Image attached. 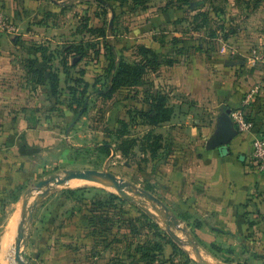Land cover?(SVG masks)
Returning a JSON list of instances; mask_svg holds the SVG:
<instances>
[{
	"label": "rangeland",
	"instance_id": "1",
	"mask_svg": "<svg viewBox=\"0 0 264 264\" xmlns=\"http://www.w3.org/2000/svg\"><path fill=\"white\" fill-rule=\"evenodd\" d=\"M0 17V252L18 215L6 255L14 257L23 217L25 264H264L258 239L216 244L217 233L204 229L185 201L190 182L174 175L190 162V147L206 144L189 140L190 124L177 109L186 96L177 87L214 58L264 53V0H0ZM140 47L157 55L158 66L137 80L133 71L109 95L112 60L142 64ZM157 93L172 116L152 127L142 113ZM68 171L110 173L132 192L123 198L104 181L79 179L83 184L36 188ZM137 190L176 219L174 237L164 223L170 218ZM112 194L127 203H108ZM115 212L118 218L106 222ZM148 241L162 251L153 254ZM147 252L154 259L141 257Z\"/></svg>",
	"mask_w": 264,
	"mask_h": 264
},
{
	"label": "crops",
	"instance_id": "2",
	"mask_svg": "<svg viewBox=\"0 0 264 264\" xmlns=\"http://www.w3.org/2000/svg\"><path fill=\"white\" fill-rule=\"evenodd\" d=\"M223 56L203 63L198 77H189L177 87L176 93L186 96V103L177 109L184 123L190 124L189 140L206 144L190 147V162L174 175L190 182L185 201L197 208L204 229L217 233L216 244L229 238L233 245L241 239H258L264 253V174L251 171L247 163L254 139L264 135V69L258 67L260 62L252 65L251 54L232 55V61ZM232 66L238 69L235 74ZM224 115L234 136L222 154L209 144Z\"/></svg>",
	"mask_w": 264,
	"mask_h": 264
},
{
	"label": "water",
	"instance_id": "3",
	"mask_svg": "<svg viewBox=\"0 0 264 264\" xmlns=\"http://www.w3.org/2000/svg\"><path fill=\"white\" fill-rule=\"evenodd\" d=\"M230 119L227 115H224L220 119V125L218 127L217 135L215 138L210 142L209 147L211 149L218 148L219 151L224 154L227 152V146L230 143L231 139L234 136V133L231 131L230 127ZM73 179H79L84 180L88 182H98V181H104L107 183L110 187L114 188L123 198H128L127 192H132V186L128 183H124L121 180H118L114 175L110 173H102L98 171H68L66 172L65 177H57V178H50L48 180L40 181L37 185V189H44L47 188L50 185H64L68 183L69 181ZM48 193L47 190L41 192L38 197L45 196ZM133 193L141 198L148 199L152 202V206L157 205L162 209L164 218L168 219L170 218V221L164 222L166 224V229L168 233L174 237V235L170 231V225L172 224L174 227L177 225V221L174 218H171L168 214V209L160 204V201L153 197L150 193L143 191V190H137L133 191ZM35 205H32L27 210V216L30 219L32 216V210L34 209ZM183 232H185V229H182ZM25 238V230L23 226V217L20 218L17 230H16V237L14 241V260L18 264H25L22 261V252H21V244Z\"/></svg>",
	"mask_w": 264,
	"mask_h": 264
},
{
	"label": "trees",
	"instance_id": "4",
	"mask_svg": "<svg viewBox=\"0 0 264 264\" xmlns=\"http://www.w3.org/2000/svg\"><path fill=\"white\" fill-rule=\"evenodd\" d=\"M79 51V54H82V49H77ZM140 55H142L145 58L144 63H140L136 66H131L128 65L124 62H120L118 65L115 64L114 60H112V65L111 68L113 70L116 69L115 74L113 75L111 82H112V88L109 92V95H111L112 91H114L116 88L122 86L123 84H125L127 78L131 75V73L133 71H135L136 73L134 74V78L139 79L141 77V75L143 73H145L146 71V67L152 65L154 68L158 66L157 62H158V58L157 55L150 49H147L145 47H140ZM148 56H150V58L148 59ZM112 57H114L112 55ZM147 58V59H146ZM37 74L39 76L42 77V73L39 71H36ZM167 99L164 95L157 93L156 95H152L151 99H150V109L149 112L147 113H142V116L144 117V119L147 121L148 125L155 127L161 124H164L166 122H168L172 116V110L166 105ZM28 122V126L33 127L34 124L32 123L31 120L27 119L26 120ZM156 141L161 140V137L158 136L156 137ZM67 196L70 199H73V197L75 196V191H68L67 192ZM110 201L108 203L113 204L114 206H117L118 203L120 204H125L127 203L126 200H123L121 198H119L116 195H109ZM104 206V203L101 202H97V208L101 209ZM100 213H97V216L95 218H99L101 219V215H98ZM143 216H145V218L149 221H151L152 226L158 231L160 230L159 226L152 221V219H150L146 214L142 213ZM113 217H109V219H106V222H111V220L117 219L118 218V214L115 212L112 215ZM101 221V220H100ZM156 236L160 237V235ZM146 245H151V251L153 252V254H156L158 252L162 251V246L159 243H152L151 241H148L146 243ZM213 249H218L219 247L217 245H212ZM138 251H140L138 249ZM152 257L154 255H151V252H147L146 254H142L141 257L146 258V257Z\"/></svg>",
	"mask_w": 264,
	"mask_h": 264
},
{
	"label": "built area",
	"instance_id": "5",
	"mask_svg": "<svg viewBox=\"0 0 264 264\" xmlns=\"http://www.w3.org/2000/svg\"><path fill=\"white\" fill-rule=\"evenodd\" d=\"M250 62L253 66L258 62H262L264 64V53H258L257 51H254L250 56ZM235 117L238 118L242 126H245L240 120V114H236ZM247 163L251 171L264 174V135L257 136L254 139L252 151L247 159Z\"/></svg>",
	"mask_w": 264,
	"mask_h": 264
},
{
	"label": "bare ground",
	"instance_id": "6",
	"mask_svg": "<svg viewBox=\"0 0 264 264\" xmlns=\"http://www.w3.org/2000/svg\"><path fill=\"white\" fill-rule=\"evenodd\" d=\"M75 180V179H73ZM70 182V181H69ZM80 184H83V182H80V181H72L68 184V185H80ZM103 185V184H102ZM18 215L14 216L11 220V222L8 224L7 226V230L5 231V234L2 238V243H1V257H0V260H1V264H9L8 262H5L4 260H8L11 264L14 263V257L11 255V256H7L6 254V251H7V247L10 246L9 245V242L11 241V239L13 240V236H14V232H15V228H16V224L18 223L17 222V219H18ZM19 221V220H18ZM12 242V241H11ZM11 251V250H10ZM14 253V252H12Z\"/></svg>",
	"mask_w": 264,
	"mask_h": 264
}]
</instances>
